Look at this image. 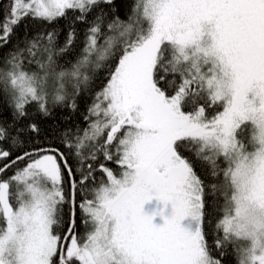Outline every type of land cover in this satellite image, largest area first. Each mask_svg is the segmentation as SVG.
I'll list each match as a JSON object with an SVG mask.
<instances>
[{"label": "snow or ice", "instance_id": "obj_1", "mask_svg": "<svg viewBox=\"0 0 264 264\" xmlns=\"http://www.w3.org/2000/svg\"><path fill=\"white\" fill-rule=\"evenodd\" d=\"M0 145V264H264V0H0Z\"/></svg>", "mask_w": 264, "mask_h": 264}, {"label": "trees", "instance_id": "obj_2", "mask_svg": "<svg viewBox=\"0 0 264 264\" xmlns=\"http://www.w3.org/2000/svg\"><path fill=\"white\" fill-rule=\"evenodd\" d=\"M117 4L120 6L121 16L122 18L128 12L131 4L134 0H116ZM7 7V4L4 5ZM78 15V13H73L69 11L68 15L65 18H62L53 24L43 23L37 20H32L28 18L26 20V28L20 29L19 31L30 30V35H35L36 33H46V32H55L56 35V45L57 47H62L67 33L71 28L76 29V39L68 52L63 54V56L58 57V63L65 64V61H72L73 63L78 58L83 46H84V33L86 30L87 25L80 23L78 21H74V16ZM91 19V16L89 17ZM15 39V38H14ZM11 47V45H9ZM7 51V49H5ZM70 66V65H65ZM29 70H36L35 66L33 65ZM107 77V69L101 68L96 73V79L92 85L94 91H98L101 84L105 81ZM92 102V94H84L80 97H77V110L72 111L68 107H57L54 109V114L52 117L48 118H39L37 117L38 121L41 124L42 129H44V134L47 135V140L45 142L55 141L59 144V141L56 139L58 133L55 131L56 129H63L65 127H73V126H80L81 128L86 126V122L84 120V116L87 115V107ZM30 112L34 113V109L30 107ZM44 134H42V139L44 138ZM3 147H7V145H0ZM16 153L14 152V155ZM112 167H116L115 165H111ZM197 172H200L199 166L197 167ZM67 212V208H65ZM81 215L79 210H77V218H78V225L79 231L83 233L85 231L83 224L80 223Z\"/></svg>", "mask_w": 264, "mask_h": 264}]
</instances>
